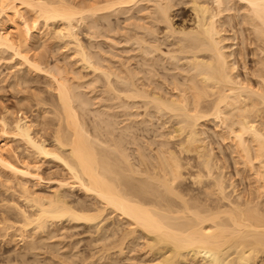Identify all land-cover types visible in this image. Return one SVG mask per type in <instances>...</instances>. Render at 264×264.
Returning a JSON list of instances; mask_svg holds the SVG:
<instances>
[{
  "label": "bare ground",
  "instance_id": "6f19581e",
  "mask_svg": "<svg viewBox=\"0 0 264 264\" xmlns=\"http://www.w3.org/2000/svg\"><path fill=\"white\" fill-rule=\"evenodd\" d=\"M53 32L90 79L31 57ZM1 47L54 94L1 105L0 264H264V0H0ZM78 226L89 256L62 244Z\"/></svg>",
  "mask_w": 264,
  "mask_h": 264
},
{
  "label": "rangeland",
  "instance_id": "374dc122",
  "mask_svg": "<svg viewBox=\"0 0 264 264\" xmlns=\"http://www.w3.org/2000/svg\"><path fill=\"white\" fill-rule=\"evenodd\" d=\"M185 6V5H184ZM184 6L183 5H180V7H178V9H176L174 12H177L178 10V12H177V15H176V18H179V19H175V22H180V19L183 17V18H185V17H187L189 14H190V9H188L189 7H186V8H184ZM185 9V10H184ZM241 12V11H240ZM23 14L24 15H26L27 16V14H29L30 15V13H28V12H25L24 13V10H23ZM121 15H122V17H121ZM187 15V16H186ZM1 16H2V14H1ZM3 16H5V17H3L4 19L6 18V15H3ZM8 16V15H7ZM119 17H120V21H122L123 20V14H119ZM7 18H9V17H7ZM112 20L114 21L116 18H114L113 16H112ZM39 21V22H38ZM37 22L38 23H36V25L34 26V25H32V29H31V33H35V29L37 28V27H40V29L42 30V31H45L46 32V29L48 30V28H47V26H46V24L44 25V22H43V20L42 19H39ZM32 24V23H31ZM34 24V23H33ZM52 27V28H51ZM55 27L57 28V25L56 26H49V28H51L53 31H55L54 29H55ZM49 30V33L51 34L52 33V30ZM57 30H59L58 28H57ZM51 31V32H50ZM48 32V31H47ZM49 33H48V35L46 36V37H48V36H50L51 37V39H49L50 37H48L47 39H49L48 41H47V39H46V41L48 42V43H43L45 46H40L39 48L38 47H36L35 46V49L33 48L32 49V51L30 50L29 52V54L31 55V57H34V56H32V55H35V57L34 58H37V57H39L40 59H43V60H46L47 62H49L48 63V65H50L51 66V64H53L54 62H55V60L58 62H60L59 64L60 65H63V62H64V64H67L68 63V61L70 60V62L71 63H73L72 65L70 64V69L72 68L71 66H73V65H75L74 66V70H75V68H77L78 67V70H79V72H80V65H79V63H75L74 64V62H76V60L75 59H73V58H75L74 57V55L72 56V54H73V52H72V50H70V48H69V44H67V43H65L67 40L65 39V41H62V39H59V41L57 40V38L58 37H56L55 39H52V37L54 36V32H53V34H52V36L51 35H49ZM57 33V32H56ZM58 34V33H57ZM34 35V34H33ZM80 35H81V33H80ZM85 35V33H83V36L81 35V37H82V39L83 40H85V41H88V37H86V36H84ZM84 37V38H83ZM87 39V40H86ZM98 39H100V38H98ZM97 39V41H98V43H97V41H96V39H95V41H93V45H96V44H99V42H102L100 45H102V44H104L105 42L102 40L101 41V39H100V41ZM61 40V41H60ZM64 40V39H63ZM104 42V43H103ZM40 43H42V41L40 42L39 41V44ZM67 44V45H66ZM106 44V43H105ZM104 44V45H105ZM36 45H38V43L36 44ZM41 45V44H40ZM64 45V46H63ZM68 46V47H66V46ZM99 46V45H96V47L98 46V47H105V48H108L107 47V44H106V46ZM94 47V46H93ZM92 47V49H94L95 50V47L93 48ZM97 47V48H98ZM37 48V49H36ZM68 48V49H67ZM102 48V49H103ZM4 51H3V50ZM71 49H72V47H71ZM97 50V49H96ZM2 51V52H1ZM70 53H72V54H70ZM73 57H71V56ZM0 57H1V59H0V114H1V105L3 104V105H6L8 108H10V109H14L15 110V112H16V109H17V103H18V101L21 99V103H22V105L24 104V105H26V107H25V110H24V107L22 108V110H20V111H22V113H24V115H27V117H29V118H33V119H35L34 117L36 116V113H38V110H35L34 108L35 107H37L36 106V104H37V102H39L40 100L38 99V97L40 96V98H41V101H42V98H44V100H43V102H46V101H50L49 99H52V98H50V97H52L51 96V94L53 93L54 94V92L52 91V90H50V86H48L49 84H48V76H47V74L45 75L44 73H42V71L40 72L39 71V73H36V72H34L33 73V71L32 72H30V73H28L29 71L26 69V68H24V65H22L19 61V58H18V56L17 55H14V54H12V52L10 51V50H6V48H4V47H1V49H0ZM42 57V58H41ZM71 58H72V60H71ZM38 59V58H37ZM67 60V61H66ZM74 61V62H73ZM46 62V63H47ZM67 62V63H66ZM55 64V63H54ZM58 64V63H57ZM77 66V67H76ZM63 67H64V65H63ZM68 67V68H69ZM20 69V70H19ZM73 69V68H72ZM85 69V70H84ZM84 69H82V71L79 73L80 75H84V77H82V78H85V79H90V76L92 77L93 75H91V74H93V73H91L90 74V70H89V68H88V70H87V68H84ZM19 70V71H18ZM77 70V69H76ZM77 70V71H78ZM15 71H17V72H15ZM28 71V72H27ZM76 71V72H77ZM89 72V73H87V72ZM86 72V73H85ZM20 76H22V77H24L25 76V80H26V82H24V84H22V85H17V84H15V86H12V84H11V82L13 83V81L12 80H14L13 78H14V76H16L17 77V74ZM98 73V72H97ZM14 74H16V75H14ZM18 76V77H19ZM20 76V77H21ZM27 77V78H26ZM84 80V79H83ZM98 82V81H97ZM99 83H101V82H98V84L96 83V85H100ZM14 85V84H13ZM52 92V93H51ZM36 94V95H35ZM37 94H38V97H37ZM52 94V95H53ZM23 97H24V99H23ZM27 97V98H26ZM35 98H37V99H35ZM47 99V100H46ZM36 100H38L37 102H36ZM46 100V101H45ZM24 102V103H23ZM40 103H42V102H40ZM17 104V105H16ZM39 104V103H38ZM49 104V103H48ZM47 104V106H48V108H46V107H43L44 106V104L42 103V105L43 106H38L39 108H44V109H49V105ZM23 105V106H24ZM33 105V106H32ZM39 105H41V104H39ZM17 106V107H16ZM46 106V105H45ZM94 108L95 107V105H91L90 106V108ZM51 108V110H52V107H50ZM93 108H92V110H93ZM114 108V110H116L117 111V107L115 106V107H113ZM115 108H117V109H115ZM38 109V108H37ZM24 110V111H23ZM36 112H35V111ZM119 110V109H118ZM14 112V113H15ZM18 112H19V108H18ZM16 112L17 113V115H19L21 112ZM15 113V114H16ZM46 113H48V115L50 114V112H46ZM121 114V113H120ZM119 114V112H118V114H117V117H118V119H117V117H116V122L117 121H120L121 122V120H122V118H120V117H123V116H121ZM23 115V114H22ZM23 115V116H24ZM35 115V116H34ZM47 115V117L46 118H44V119H47L49 116ZM119 115V116H118ZM14 116V115H13ZM13 116L12 115H10V116H8V118H10V119H13ZM51 116V115H50ZM90 116V115H89ZM51 117H53V116H51ZM50 117V118H51ZM91 117V116H90ZM50 118H48L50 121H52V120H54V119H50ZM121 119V120H120ZM9 120V119H8ZM88 120V119H87ZM120 122H118L117 124H119V126L121 125V124H123L122 122L120 123ZM116 124V125H117ZM122 126V125H121ZM208 126L209 127H212L213 126V124L212 123H209L208 124ZM50 127V126H49ZM48 131L49 130H47V133H48ZM46 133V132H45ZM43 133V135H45V137H48V134L46 133ZM14 141V142H13ZM12 141V144H14L13 146H17V145H19L18 147L19 148H21L22 146H21V143H19L18 144V141L16 142L15 140H13ZM214 146V145H213ZM214 147H216V145L214 146ZM216 149V148H215ZM21 150V149H20ZM20 150H19V152H20ZM33 164V163H32ZM229 167H231V168H228V171L230 172V174L232 175V176H234V173H233V171H234V169H233V166H232V163H230L229 164ZM39 168H40V170H41V172H43L42 173V175L43 176H46L45 178H47V176H51V178H53V177H55V178H57V177H59L60 175H62V169H61V167L60 166H58V164H57V162H54V161H51V160H44V161H42V163H41V161H40V163H39ZM231 171H230V170ZM232 169H233V171H232ZM0 172H4V173H6L5 171H3V170H0ZM64 172V171H63ZM4 173L2 174V173H0L1 175H4ZM56 173V174H55ZM60 173V174H59ZM65 173V172H64ZM63 173V174H64ZM6 175V174H5ZM5 175H4V177L3 176H1V179L3 178H5ZM56 175H57V177H56ZM236 175V174H235ZM233 178H235V176L233 177ZM241 178V177H240ZM240 178H238L237 177V175H236V179L237 180H239ZM0 179V180H1ZM235 179V180H236ZM245 179V178H244ZM243 179V180H244ZM5 180V179H4ZM4 180H1V182H5ZM53 180V179H52ZM236 180V181H237ZM241 180H242V178H241ZM242 180V181H243ZM245 180H247V179H245ZM242 181H238V182H240L239 184H242L241 182ZM0 182V183H1ZM243 183L244 184H246L247 182L246 181H243ZM30 184H33V183H30ZM30 184H28L31 188H33L34 187V189H36L37 191H40V192H42V193H45V194H49V192L53 189V187H55V183L54 182H52L51 181V183L49 182L48 183V185H47V183H43V185H35L34 184V186L32 187V185H30ZM53 185V186H52ZM243 185V184H242ZM241 186V185H240ZM1 189V188H0ZM1 191V190H0ZM69 193L70 194H72L71 196H73V197H71V198H74V199H79V198H82V199H84V200H86V203L88 202V203H90L91 201H93V199L91 198V197H87L81 190H79L78 188H71L70 189V191H69ZM9 194L10 193H7V194H5V195H7V196H9ZM74 194V195H73ZM11 195V194H10ZM15 196H17V194L15 193ZM14 195H13V197H15ZM74 196H76V197H74ZM85 196V197H84ZM9 197H12V196H9ZM16 198V197H15ZM17 199H19L18 198V196H17V198L15 199V200H17ZM92 203V202H91ZM113 215V214H112ZM106 222H108V221H106ZM72 228V227H71ZM71 228H69V229H67V231H66V229H64L63 231H62V235H63V233L65 232V234H64V236L62 237V236H60V237H62V239H63V243L62 244H65V245H67L70 241H72V240H74L75 241V239L76 240H78V239H80V238H82L81 240H78V242H77V249H79V254L80 253H83V254H81L82 256H84V254H87L88 256L90 255V251L92 252L93 251V249H95L96 250V248H93L92 250L91 249H89V247L87 248V242H86V244H85V239H87L88 237H89V235H90V232L91 231H93V229L92 228H85L84 226H78V227H73L72 229ZM87 229H90L91 231H89V230H87ZM70 230V231H69ZM89 231V232H88ZM77 234V235H76ZM60 235H61V233H60ZM65 235H66V237H65ZM69 235H71V236H69ZM88 235V236H87ZM79 236V237H78ZM87 237V238H86ZM61 239V238H60ZM20 243V242H19ZM71 243V242H70ZM80 245H79V244ZM1 245L2 246H4V244L1 242ZM11 245H13V243H11L10 244V246ZM6 246V245H5ZM65 248V247H64ZM82 248V249H81ZM81 250H82V252H81ZM89 251V252H88ZM94 252V251H93ZM80 255V256H81ZM87 255H85V256H87ZM87 256V259L89 258ZM50 259H54V258H50ZM57 259V258H56ZM56 259H54L53 261H55L56 262ZM51 260V261H52ZM60 262V261H59ZM85 262H87V260L85 261ZM57 263H58V261H57ZM56 263V264H57ZM118 264H123V260L122 259H120L118 262H117ZM116 263V264H117ZM55 264V263H54ZM59 264V263H58ZM66 264V263H65ZM68 264V263H67Z\"/></svg>",
  "mask_w": 264,
  "mask_h": 264
}]
</instances>
